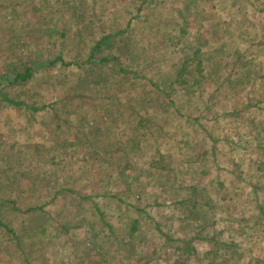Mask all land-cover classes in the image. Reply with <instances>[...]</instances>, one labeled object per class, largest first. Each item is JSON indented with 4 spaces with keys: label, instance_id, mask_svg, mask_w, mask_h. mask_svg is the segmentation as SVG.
Segmentation results:
<instances>
[{
    "label": "rangeland",
    "instance_id": "obj_1",
    "mask_svg": "<svg viewBox=\"0 0 264 264\" xmlns=\"http://www.w3.org/2000/svg\"><path fill=\"white\" fill-rule=\"evenodd\" d=\"M187 46L212 83L158 92ZM26 66L0 91L44 107L0 97V264H264V0H0V75Z\"/></svg>",
    "mask_w": 264,
    "mask_h": 264
},
{
    "label": "trees",
    "instance_id": "obj_2",
    "mask_svg": "<svg viewBox=\"0 0 264 264\" xmlns=\"http://www.w3.org/2000/svg\"><path fill=\"white\" fill-rule=\"evenodd\" d=\"M123 32H124V30H118V31H114V32L104 34L103 36H101V38L99 40H97L95 42V44L93 45V48H92V52L102 51V49L108 48L109 46H112L113 44H119L118 42L122 41L123 39L122 38L118 39L116 36H118L120 33H123ZM186 48H190V49H182V51H184L183 58L180 61L175 62L176 69L174 72V78L167 77L169 80L163 79V84L165 86L162 85L159 87L157 85L156 90L158 92L166 93V94L170 95V92L173 91L177 85H179L183 92H186L189 94L192 92V86L191 85H194V83L200 82L201 76L205 79H207L209 77L210 83H212L211 69L209 72L206 70L205 71L203 70V64L205 62L209 61L210 57L207 54H201V50L198 47L192 48V47L187 46ZM92 56H91V58L86 59L84 61V63L89 64L90 62H92V63L97 62L99 64H112V63L113 64H119L117 54L112 53L110 55H105V56H94L93 58H92ZM56 60H61V62H63L62 58L60 56H58L57 58H55L53 60L49 59L47 61V64H45V67H47L49 65H54L57 62ZM78 64L81 65V63H78ZM28 66H26V68L22 72H14V73H11V75L1 74L0 75V86H2V87L14 86L18 82H23V81L29 79L32 72L30 71ZM172 77H173V75H172ZM205 79H203V80H205ZM0 97L8 103H11V104H14L17 106L24 105V103L22 101H16V100L8 97L6 95V93H4L2 91H0ZM168 102L172 103L171 100ZM24 106L26 108H30L32 110H38V109H42L44 107V106H40V105H38V106L24 105ZM142 106H144V105L142 104ZM140 119H141V117H140ZM247 124L249 125L250 122H248ZM251 126H252V130L258 131L256 128H254V126L252 124H251ZM249 185L251 186V190L254 193L258 186L256 187L255 184H249ZM261 188L263 189L264 187H261ZM186 201L193 202L189 199H186ZM181 202L184 203V200H181ZM4 203H7V202H4ZM197 203H198L197 201L194 203H190V205L192 204L190 206V208H197L199 206V205H197ZM16 210H18V209L16 208ZM30 210H31V207L25 209L26 212H28ZM198 212H199V210H196L195 215ZM205 212H206V209H205ZM193 218L196 219L197 216H196V218H195V216ZM187 222H188V224H190V226L192 225V223H189L190 221H187ZM4 228L7 229V228H9V226L4 225ZM8 230H11V229H8ZM208 240L213 244L214 243L216 244L217 242H219V240L216 237H209ZM183 243H186L185 247L178 249L176 251L177 254L180 257L191 256V254L193 252V250L191 251L192 245L188 241H184V240H183ZM227 244L228 243H226L224 241L220 242V243H218V246L216 247L215 250L209 251V252L213 251L212 252L213 253L212 258H214L216 253L218 254L220 249L224 248L227 250L229 248V246H227ZM220 245L222 247H220ZM195 259L200 260L198 257ZM205 259H207V258H203V261ZM232 260L234 261L233 258H232ZM206 264H212V261L209 259Z\"/></svg>",
    "mask_w": 264,
    "mask_h": 264
}]
</instances>
